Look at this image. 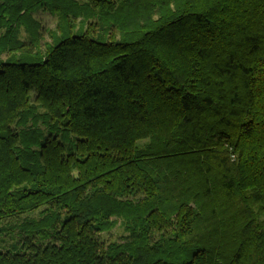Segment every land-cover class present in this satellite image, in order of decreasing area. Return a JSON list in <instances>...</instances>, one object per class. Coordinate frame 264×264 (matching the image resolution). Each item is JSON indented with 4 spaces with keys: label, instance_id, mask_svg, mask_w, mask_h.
Instances as JSON below:
<instances>
[{
    "label": "trees",
    "instance_id": "trees-1",
    "mask_svg": "<svg viewBox=\"0 0 264 264\" xmlns=\"http://www.w3.org/2000/svg\"><path fill=\"white\" fill-rule=\"evenodd\" d=\"M0 264H264V0H0Z\"/></svg>",
    "mask_w": 264,
    "mask_h": 264
},
{
    "label": "rangeland",
    "instance_id": "rangeland-1",
    "mask_svg": "<svg viewBox=\"0 0 264 264\" xmlns=\"http://www.w3.org/2000/svg\"><path fill=\"white\" fill-rule=\"evenodd\" d=\"M36 16L39 17L42 22H43V25L44 26H48V27H55V24H56V17L54 15H52L48 10H40L36 13ZM23 36L26 37L27 36V33L25 32V30H23ZM39 214V210L32 213V216H36ZM24 216H22L23 218ZM14 221V220H13ZM16 221H20V220H16ZM15 221V222H16ZM19 231V230H18ZM115 232V230H114ZM9 241H12L11 238H8Z\"/></svg>",
    "mask_w": 264,
    "mask_h": 264
}]
</instances>
